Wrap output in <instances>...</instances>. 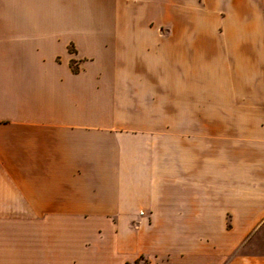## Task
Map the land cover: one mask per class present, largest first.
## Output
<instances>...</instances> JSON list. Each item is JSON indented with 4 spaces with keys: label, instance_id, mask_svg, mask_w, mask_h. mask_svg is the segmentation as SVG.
Returning a JSON list of instances; mask_svg holds the SVG:
<instances>
[{
    "label": "crops",
    "instance_id": "obj_1",
    "mask_svg": "<svg viewBox=\"0 0 264 264\" xmlns=\"http://www.w3.org/2000/svg\"><path fill=\"white\" fill-rule=\"evenodd\" d=\"M0 216V264H264V0H0Z\"/></svg>",
    "mask_w": 264,
    "mask_h": 264
},
{
    "label": "rangeland",
    "instance_id": "obj_2",
    "mask_svg": "<svg viewBox=\"0 0 264 264\" xmlns=\"http://www.w3.org/2000/svg\"><path fill=\"white\" fill-rule=\"evenodd\" d=\"M7 227H23L22 217L21 216H0V247L4 246V249L7 250V242L11 241L9 237V229ZM231 256L234 257H264V227L258 228L242 245H240ZM230 256V257H231ZM153 264L156 259H153L151 256L142 255V258L136 257L130 261H126L124 264ZM164 262V258L157 259ZM227 260H224L222 264H225ZM82 264V263H74ZM114 264H120L115 262ZM165 264V263H164Z\"/></svg>",
    "mask_w": 264,
    "mask_h": 264
},
{
    "label": "trees",
    "instance_id": "obj_3",
    "mask_svg": "<svg viewBox=\"0 0 264 264\" xmlns=\"http://www.w3.org/2000/svg\"><path fill=\"white\" fill-rule=\"evenodd\" d=\"M139 258H142V255L139 256ZM137 263V260H135V264Z\"/></svg>",
    "mask_w": 264,
    "mask_h": 264
}]
</instances>
